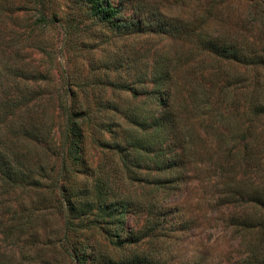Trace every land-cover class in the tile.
Listing matches in <instances>:
<instances>
[{
  "label": "rangeland",
  "instance_id": "obj_1",
  "mask_svg": "<svg viewBox=\"0 0 264 264\" xmlns=\"http://www.w3.org/2000/svg\"><path fill=\"white\" fill-rule=\"evenodd\" d=\"M123 1L126 20L142 27L129 36L74 12L71 0L47 1L57 15L46 22L40 20L39 0H0L4 56L36 77L20 84V92L35 90L33 100L40 98L29 107L21 106L28 107L23 117L44 138L31 141L21 133L13 139L15 151L31 172L11 193L4 192L0 180V256L18 257V264H82L77 254L91 255L85 250L96 248L98 262L84 264H131L138 259L143 260L139 264H236L246 254L242 237L211 206L215 188L210 179L216 178L211 164L222 156L212 129L203 133L192 126L193 144L183 174L188 184L157 195L164 215L174 222L164 223L161 239L133 249L115 246L92 219L98 212L95 202L87 210L91 216L69 222L67 202L61 198L67 179L87 185L84 203L96 200L105 186L112 199L128 198L134 205L141 201L143 208L145 200L156 196L149 194V180L157 172L148 167L160 147L149 152L145 139L153 127L147 124L143 129L130 117L133 104L145 97L134 101L133 95L112 84L150 85L152 65L162 53L181 54L178 74L183 89L191 78L200 80V73L213 66L231 75L239 70L243 78L254 74L241 64L220 63L215 56L203 54L192 37L172 39L173 26L184 20L199 29L204 26V32L232 37L243 49H264V0ZM152 105L147 100L139 112L144 115ZM194 114L187 111L184 118L196 121ZM144 210L127 216L124 235L141 230L148 218ZM182 219L188 221L187 227L181 226Z\"/></svg>",
  "mask_w": 264,
  "mask_h": 264
},
{
  "label": "trees",
  "instance_id": "obj_2",
  "mask_svg": "<svg viewBox=\"0 0 264 264\" xmlns=\"http://www.w3.org/2000/svg\"><path fill=\"white\" fill-rule=\"evenodd\" d=\"M39 1L42 22L57 15L55 9L49 10L45 4L50 0ZM71 1L74 12L128 32V36L136 30H142L141 26L126 20L127 6L123 0ZM0 8L3 9V6ZM204 31V26L199 29L197 25L182 20L171 28L169 36L172 39L178 36L185 39L192 37L203 54L215 56L220 63L241 64L244 71L249 74L254 70V74L243 78L240 72L237 73L239 70L231 75L213 66L200 73V80L187 76L190 84L183 89L182 77L178 74V67L182 65L181 54L162 53L152 65L150 85L142 82L112 84L114 88L133 95L134 101H138L141 95L145 97L141 103L133 104V111L127 116L133 117L134 122L143 129H146L147 124L153 127L148 139H145L149 152L157 145L160 147L152 155L153 165L148 167L150 172L155 171L157 175L149 180V194L155 193L156 196L145 200L147 207L143 208L141 201L134 205L128 198L112 199L109 187L106 186L96 196V200L84 203L87 200V185L78 186L71 179H67L64 184L61 198L67 202L69 222L79 216L84 215L80 219L91 216L92 213L87 210L92 209L95 202L98 212L92 219L101 224L103 232L117 247L133 249L143 242L157 241L164 235V223H174L164 215L163 204L157 200V195L188 184L183 174L189 164L185 156H189L187 150L193 144L192 129L198 127L203 133L212 129L216 141L220 142L222 156L211 164V171L216 177L210 179L211 186L215 188L212 191L211 206L222 215L223 222L242 237L246 254L236 264H264V49H243L235 45L237 41L232 37ZM4 41L0 36V180L4 192L11 193L19 186L18 182L22 181L20 179L27 178L30 175L27 172H31L24 166L21 155L15 151L16 143L13 139L20 137L21 133L24 139L29 138L31 141H42L44 138L43 132L38 133V127L33 128L23 117L29 104H35L40 98L33 100L37 95L35 90L22 92L21 89L20 92V84L36 77L22 70L15 60L11 61L4 56ZM190 73L191 69L187 74ZM149 99L153 105L143 115V107ZM22 105L28 107L23 108ZM83 109L87 111L88 107L84 106ZM187 111L197 113L194 114L196 121L184 118ZM124 166L130 169L127 161ZM142 209H147L144 211L148 214L143 229H131L124 235L127 216L130 213H142ZM180 224L187 227L188 221L182 219ZM85 252L91 255L77 254L78 261L82 264L86 260L98 262L96 248H92L91 252L87 248ZM80 256H83L82 260ZM145 256L150 254L146 253ZM19 260L15 256H0V264H18ZM142 262V259H138L131 264Z\"/></svg>",
  "mask_w": 264,
  "mask_h": 264
}]
</instances>
